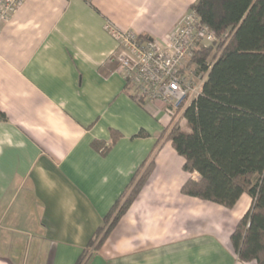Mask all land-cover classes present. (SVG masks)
<instances>
[{"label": "crops", "instance_id": "crops-1", "mask_svg": "<svg viewBox=\"0 0 264 264\" xmlns=\"http://www.w3.org/2000/svg\"><path fill=\"white\" fill-rule=\"evenodd\" d=\"M194 1L24 0L2 24L0 264H75L151 160L147 182L86 264H255L238 262L229 241L251 199L225 209L181 194L199 177L183 172L166 141L163 105L131 98L105 30L161 42ZM111 130L120 138L102 157L90 143L109 144Z\"/></svg>", "mask_w": 264, "mask_h": 264}, {"label": "trees", "instance_id": "trees-1", "mask_svg": "<svg viewBox=\"0 0 264 264\" xmlns=\"http://www.w3.org/2000/svg\"><path fill=\"white\" fill-rule=\"evenodd\" d=\"M188 11L222 42L215 53L216 45L195 51L191 63L207 71L206 80L183 112L186 130L175 125L166 135L184 161L183 172L199 177L189 178L180 192L225 209L247 195L250 206L229 241L238 262L264 264V0H195ZM5 120L0 112V121ZM119 138L111 130L109 144L92 141L90 147L104 157ZM153 168L152 160L142 163L75 264H86L100 248Z\"/></svg>", "mask_w": 264, "mask_h": 264}, {"label": "built area", "instance_id": "built-area-1", "mask_svg": "<svg viewBox=\"0 0 264 264\" xmlns=\"http://www.w3.org/2000/svg\"><path fill=\"white\" fill-rule=\"evenodd\" d=\"M24 0H0V27L22 6ZM117 44L112 59L118 73L137 99L158 102L169 117V130L184 123V110L199 96L207 71L191 59L195 51L222 42L210 28L188 11L163 41L140 40L130 30L105 27ZM210 66L207 67L209 69Z\"/></svg>", "mask_w": 264, "mask_h": 264}, {"label": "rangeland", "instance_id": "rangeland-1", "mask_svg": "<svg viewBox=\"0 0 264 264\" xmlns=\"http://www.w3.org/2000/svg\"><path fill=\"white\" fill-rule=\"evenodd\" d=\"M217 46H218V44H216V47H215V49L213 50V53H215L216 52V50H217ZM218 55H219V53H217ZM154 104V103H153ZM152 103H147V105H144V106H147L150 110H152V108H150V107H152L151 105H153ZM159 110H161V111H163L162 109H160L159 108ZM180 128H182V129H184V130H186V128H185V125L184 124H181V126H180Z\"/></svg>", "mask_w": 264, "mask_h": 264}]
</instances>
